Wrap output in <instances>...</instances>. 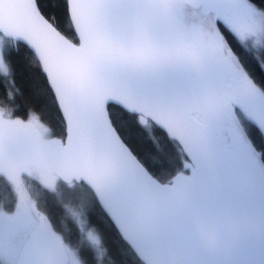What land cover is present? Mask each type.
Here are the masks:
<instances>
[{
	"label": "snow or ice",
	"instance_id": "snow-or-ice-1",
	"mask_svg": "<svg viewBox=\"0 0 264 264\" xmlns=\"http://www.w3.org/2000/svg\"><path fill=\"white\" fill-rule=\"evenodd\" d=\"M5 164L87 187L117 264H264V0H0ZM62 247L0 211V264Z\"/></svg>",
	"mask_w": 264,
	"mask_h": 264
},
{
	"label": "trees",
	"instance_id": "trees-1",
	"mask_svg": "<svg viewBox=\"0 0 264 264\" xmlns=\"http://www.w3.org/2000/svg\"><path fill=\"white\" fill-rule=\"evenodd\" d=\"M27 82H22L21 87H26ZM17 103L21 109L31 107L33 98L27 93L22 95ZM27 189L30 197L36 203L41 215L51 222L54 230L64 241L66 246L77 253L82 264H91L84 255V249H89L95 257V246L89 243L88 233L92 231L101 241V246L108 249L104 259L96 260L95 264H117L112 257L110 245L105 234L93 223L90 212L94 206L92 193L85 186L77 183L65 185L59 181L58 190H52L38 179L26 178ZM18 207V198L10 184L3 176L0 178V209L13 213ZM76 214V215H75ZM78 214V215H77ZM82 217L84 229L78 221Z\"/></svg>",
	"mask_w": 264,
	"mask_h": 264
},
{
	"label": "rangeland",
	"instance_id": "rangeland-1",
	"mask_svg": "<svg viewBox=\"0 0 264 264\" xmlns=\"http://www.w3.org/2000/svg\"><path fill=\"white\" fill-rule=\"evenodd\" d=\"M4 177L10 182L17 198H18V207L23 209L25 212V216L29 221L38 222L41 213L38 211L36 207V203L32 200L29 195L26 178H35L38 179L42 184H45L52 190H58L59 188V179L56 178L53 180L50 176L43 173H32V174H24L20 175L19 169L15 165L5 164L4 166ZM0 211L5 212V217H7L8 212L0 209ZM76 215V214H75ZM78 215V214H77ZM79 224L84 229V221L82 217H78ZM67 250L70 256L69 264H77L80 261L77 253L67 246Z\"/></svg>",
	"mask_w": 264,
	"mask_h": 264
},
{
	"label": "water",
	"instance_id": "water-1",
	"mask_svg": "<svg viewBox=\"0 0 264 264\" xmlns=\"http://www.w3.org/2000/svg\"><path fill=\"white\" fill-rule=\"evenodd\" d=\"M57 178L59 179V181H61L65 185H71L73 183L79 184V182L76 181V180H73L72 183H69L67 180L64 179L63 176H58ZM38 222L39 223L46 224V225H49L50 228H51V230L56 234L57 237H59V235L54 230L51 222L48 221L47 218L44 215H41L39 217ZM44 255H45V258L47 260H49V261H51L53 259L51 256H48L46 253ZM55 258L58 259L59 261H61V264H69L70 263V256H69V253H68V250H67V246L64 243V241H63V247L57 249L56 257Z\"/></svg>",
	"mask_w": 264,
	"mask_h": 264
}]
</instances>
